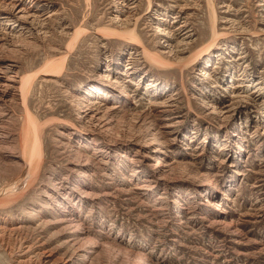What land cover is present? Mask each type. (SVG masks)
Segmentation results:
<instances>
[{
	"label": "rangeland",
	"instance_id": "1",
	"mask_svg": "<svg viewBox=\"0 0 264 264\" xmlns=\"http://www.w3.org/2000/svg\"><path fill=\"white\" fill-rule=\"evenodd\" d=\"M33 1L0 0V264H264V0Z\"/></svg>",
	"mask_w": 264,
	"mask_h": 264
},
{
	"label": "bare ground",
	"instance_id": "2",
	"mask_svg": "<svg viewBox=\"0 0 264 264\" xmlns=\"http://www.w3.org/2000/svg\"><path fill=\"white\" fill-rule=\"evenodd\" d=\"M19 1V0H18ZM40 1V0H39ZM16 2V1H15ZM31 3H34L33 5H29V6H24L21 4H17L14 7L15 10V15L17 18H15V20L13 19H9L10 22L11 21H17V22H29L30 20H34L36 17V13L39 11V9L36 8V4L33 0H30ZM38 2V1H37ZM22 3V2H21ZM44 3V2H43ZM43 5V4H42ZM1 8V5H0ZM40 12V11H39ZM13 17V16H11ZM44 19H48V18H44ZM8 25L10 23H7ZM18 25V23H17ZM178 29V28H177ZM161 35L165 38H169L171 36L170 33L164 31V30H159ZM1 65V64H0ZM17 76H9V75H3L0 69V92H6L7 90H12V89H17L18 90V85L20 84L19 82H21V80H18L16 78ZM24 78V77H23ZM24 80V79H23ZM23 83V82H22ZM25 81H24V85H25ZM22 87V86H21ZM26 89V88H25ZM16 90V91H17ZM21 90V89H20ZM100 90V89H99ZM26 92V91H25ZM24 93V92H23ZM231 107V106H230ZM231 109H226L225 112L229 113ZM26 127V126H25ZM28 128V127H27ZM26 149L27 147L24 146V151L26 153ZM24 153V157L26 156ZM22 157V158H24ZM26 159V158H25ZM28 162V161H27ZM59 221V220H58ZM59 222H61L62 226L70 228V225L74 226L73 222L70 220H65L62 219ZM75 227V226H74ZM77 240V239H76ZM80 240V239H79ZM72 241V240H71ZM74 241V240H73ZM82 241V240H81ZM90 241H85V242H79V241H74V243H71L72 245H74L73 247H76L75 249V253L73 254V256H71V259H69V261H71L70 264H73V259H76V257L81 256V258L83 257L82 261H88V254L86 253V247L85 245L88 244ZM68 254V253H67ZM40 256L38 260H33L31 257H26V256H22L21 259H17V263L18 264H48L52 254H48L46 252H42L40 253ZM64 261V259H63ZM57 260L53 261L50 264H57Z\"/></svg>",
	"mask_w": 264,
	"mask_h": 264
}]
</instances>
